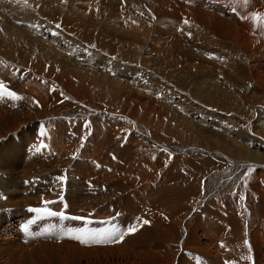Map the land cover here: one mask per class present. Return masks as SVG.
Returning a JSON list of instances; mask_svg holds the SVG:
<instances>
[{
    "label": "rangeland",
    "instance_id": "374dc122",
    "mask_svg": "<svg viewBox=\"0 0 264 264\" xmlns=\"http://www.w3.org/2000/svg\"><path fill=\"white\" fill-rule=\"evenodd\" d=\"M231 1L0 0V83L22 97L0 100V264H264V19L241 36L257 85L231 36L180 17L264 18ZM35 207L112 235L20 242Z\"/></svg>",
    "mask_w": 264,
    "mask_h": 264
},
{
    "label": "bare ground",
    "instance_id": "6f19581e",
    "mask_svg": "<svg viewBox=\"0 0 264 264\" xmlns=\"http://www.w3.org/2000/svg\"><path fill=\"white\" fill-rule=\"evenodd\" d=\"M161 1V0H160ZM164 1V0H163ZM185 1H192V0H185ZM222 2L224 1V0H221ZM232 1H234V0H232ZM230 2V3H232L233 4V2ZM238 1V0H237ZM237 1H234L235 3H237ZM157 2V0H146V3H147V5H153V4H155ZM169 2V1H168ZM159 3V2H158ZM216 3V2H215ZM218 3V2H217ZM249 3V1L248 0H241L240 2H239V5L243 8V9H245V7H247V4ZM160 4V3H159ZM189 4V3H188ZM183 5V4H182ZM164 6V5H163ZM190 6V5H189ZM152 7V6H151ZM170 7H172V6H170ZM184 11V10H183ZM44 12V11H43ZM170 12V11H169ZM172 12V11H171ZM184 12H186V11H184ZM190 12L192 13V14H194L196 17H199V18H202V19H204V20H206V21H204V22H200V21H196L194 18H192L190 15H188V14H185V13H183V12H180V17H184V16H188L189 17V19H190V21L191 22H193V24L194 25H200V26H203V28L204 29H206V30H211L212 32H213V34H215L219 39H221V37H225L224 35H227V37L229 36H231V38H230V44L233 46H230L229 48H231V50H229L231 53H232V51H235L236 53H237V56L239 57L238 58V62H237V65H234V66H236V67H238V68H244V70L243 71H245V74H244V76L246 77V78H249V79H251V80H253V81H255L256 82V84L257 83H262V82H260V79H259V77L258 76H256L254 73H253V70L254 69H257V65L256 66H254V62H250L249 61V59L252 57H254V55H256V53H257V50H255V46L253 45V44H250V43H246L245 44V39L243 38V37H241V36H243V34H242V32H245V35H251V36H254L255 38H256V36L258 35V29H257V23H256V21H254L253 20V18H250V19H246V15H242L241 14V12H239V10H236V15H234V18H238L239 20L237 21V20H235L234 19V21H227V22H225V24L223 23V22H221V21H217V22H213L212 21V15H211V13H205V12H200V11H197V12H195V11H193V9L192 10H190ZM239 12V13H238ZM246 14V13H245ZM175 15V14H174ZM168 16V15H167ZM171 17V16H170ZM230 19H233L232 17L230 18ZM233 23H236V25H233ZM264 23V22H263ZM211 24H213L214 26H212ZM263 25V24H262ZM220 27H222L223 28V30L222 29H220ZM259 28H260V26H259ZM262 30V29H261ZM260 36V35H259ZM228 37V38H229ZM227 40V39H226ZM225 42V41H224ZM229 42V41H228ZM185 43V42H184ZM179 46V45H178ZM226 46V45H225ZM260 46V45H259ZM182 47V46H181ZM246 47V48H245ZM35 48V47H34ZM225 48V47H224ZM227 48V47H226ZM181 49V48H180ZM249 51V53H247V55H246V57L245 58H243V56L242 55H244L245 54V51ZM16 51V50H15ZM164 51H166V50H164ZM169 51V50H168ZM167 53V52H166ZM175 54V53H174ZM233 54V53H232ZM242 54V55H241ZM236 57V56H235ZM191 58H193V57H191ZM235 59H237V57L235 58ZM242 60H244V61H242ZM247 60V61H246ZM185 61V58H184V60H183V62ZM186 62V61H185ZM192 62V60L190 59V58H187V63H191ZM6 67V66H5ZM195 67H196V65H195ZM8 69V68H7ZM232 69H234V68H232ZM4 71V70H3ZM227 71V70H226ZM86 73V72H85ZM241 73H243V72H241ZM239 74V73H238ZM260 74H261V71H260ZM229 75V74H228ZM80 76V75H79ZM260 76V75H259ZM262 76V75H261ZM77 77V76H76ZM90 77V76H89ZM91 77H92V75H91ZM223 77V76H222ZM261 78V80H262V78H263V76L262 77H260ZM106 79V78H105ZM85 80V79H84ZM89 81H90V84H92L93 86L94 85H96V86H98V87H102V86H99L100 84H99V82H97L96 80H94V79H89ZM253 81H252V83H253ZM264 81V80H263ZM226 82V81H225ZM182 84H184V85H186V83H185V80H184V82H181ZM203 83H205V81H201V82H197V84H195V86L194 87H198L199 88V90L200 89H206L207 90V93H209L208 91H209V87H206V85L207 84H203ZM256 84H254V85H256ZM82 85V84H81ZM104 85V84H103ZM257 85H259V84H257ZM264 85V84H263ZM261 86L259 89L260 90H263L264 91V86ZM105 86V85H104ZM119 86V85H118ZM211 88V87H210ZM103 89V88H102ZM175 90V89H174ZM181 92H182V90H180ZM195 92V91H194ZM206 92V91H205ZM204 92V93H205ZM195 94V93H194ZM223 97H225V96H223ZM195 99H196V97H195ZM253 102V101H252ZM153 108V107H152ZM253 109V108H252ZM259 111V110H258ZM260 112V111H259ZM261 113V112H260ZM174 114V113H173ZM176 116V115H175ZM262 116V115H261ZM166 117V116H165ZM258 118V117H257ZM231 123V122H230ZM169 126V125H168ZM263 127V126H262ZM251 128H252V130L253 129H255V128H253V126L251 125ZM260 138H262V140L264 141V135H261V136H259ZM192 138V137H191ZM194 143H196L195 141H193ZM241 145V144H240ZM236 150V149H235ZM240 151V150H239ZM251 152V151H250ZM237 153H238V151H237ZM240 153V152H239ZM247 155V154H246ZM174 178V177H173ZM195 182V181H194ZM198 183V182H197ZM196 183V184H197ZM7 189V188H6ZM9 189V188H8ZM17 189V188H16ZM10 191V190H9ZM8 191V192H9ZM17 191V190H16ZM11 192H14V191H11ZM27 192V191H26ZM25 193V192H24ZM9 195H10V192H9ZM217 200V199H216ZM237 209V208H236ZM223 211V210H222ZM235 212V211H234ZM75 213H77V212H75Z\"/></svg>",
    "mask_w": 264,
    "mask_h": 264
},
{
    "label": "snow or ice",
    "instance_id": "6c2138e0",
    "mask_svg": "<svg viewBox=\"0 0 264 264\" xmlns=\"http://www.w3.org/2000/svg\"><path fill=\"white\" fill-rule=\"evenodd\" d=\"M141 15H143V13H141ZM252 15H253V20L257 21V22H260V21H262V19H264V18L261 17V15L259 13H253ZM133 23H135V21H133ZM184 23L187 24L188 21L185 20ZM56 27L59 28L60 25L57 24ZM57 70H59V69H57ZM3 99L20 100V99H22V97H20L17 93H15L13 91L7 90L5 88V85L3 83H0V100H3ZM44 147H46V145L42 144L40 146V149H37V150L39 151V150H41ZM57 180H59L61 183H63L66 180V177L60 176V177H57ZM240 198L243 199V197H240ZM60 199L63 200V197L61 196ZM44 203H45V205H48V204L54 203V201H44ZM66 207H67V205H65V208ZM32 211L33 212H37V213H44V214H47V215L58 214V215H60L62 217L64 216V213H62V212L61 213H53L47 207L32 209ZM75 219H80V217H75ZM142 223L143 224H149L150 222L148 220H144ZM136 230L137 229L135 227H133V228L129 229L128 231H129V233H134ZM25 231H27V228H25ZM108 235L111 236L112 233H109ZM75 238L80 240V242H82V243H86L87 242L86 240L81 239V237H79V236H77ZM89 238L95 240L96 239V234H89ZM122 238H123V234H121L119 237H117V239H122Z\"/></svg>",
    "mask_w": 264,
    "mask_h": 264
}]
</instances>
